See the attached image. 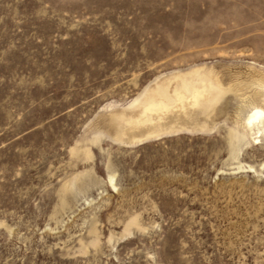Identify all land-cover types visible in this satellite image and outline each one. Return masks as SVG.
<instances>
[{
    "label": "rangeland",
    "instance_id": "374dc122",
    "mask_svg": "<svg viewBox=\"0 0 264 264\" xmlns=\"http://www.w3.org/2000/svg\"><path fill=\"white\" fill-rule=\"evenodd\" d=\"M261 85L264 0H0V264H264Z\"/></svg>",
    "mask_w": 264,
    "mask_h": 264
},
{
    "label": "bare ground",
    "instance_id": "6f19581e",
    "mask_svg": "<svg viewBox=\"0 0 264 264\" xmlns=\"http://www.w3.org/2000/svg\"><path fill=\"white\" fill-rule=\"evenodd\" d=\"M261 88L264 92V85H261ZM243 124L245 126H250V128H253V126L257 127V133H259V136L264 134V109L256 104L250 105L248 112L243 118Z\"/></svg>",
    "mask_w": 264,
    "mask_h": 264
}]
</instances>
